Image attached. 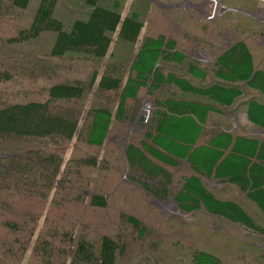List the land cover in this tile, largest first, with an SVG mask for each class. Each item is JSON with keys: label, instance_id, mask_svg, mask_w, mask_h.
Listing matches in <instances>:
<instances>
[{"label": "trees", "instance_id": "trees-1", "mask_svg": "<svg viewBox=\"0 0 264 264\" xmlns=\"http://www.w3.org/2000/svg\"><path fill=\"white\" fill-rule=\"evenodd\" d=\"M30 1L0 0V19L25 11ZM58 1L38 0L28 26L5 38V44H23L52 33L51 57L73 52L103 59L109 56L113 33L123 44L138 41L143 28L140 13L132 10L122 15L119 0L108 7L100 0H84L85 18H75L68 28L54 15ZM218 1L230 9L209 21L210 26L201 24L197 32L191 27V21L200 18L197 13L168 8V21L176 23L174 27L141 37L134 54L121 66L104 63L101 71L92 69L87 80L55 81L43 89L41 99L0 100V141L36 143L0 159L4 163L0 166V264H118L123 258L126 247L109 233L107 224L81 222V214L74 217L67 209L56 213L53 208L59 199L48 200V195L68 175L82 183L81 168L98 166L94 155L64 163V146L83 132L87 145L102 147L115 126L125 139L128 122L136 120L142 90L153 108L139 142L128 141L122 153L133 173L129 183L160 200L171 196L185 213L204 211L264 239V225L238 201L218 197L203 184L204 179H219L235 186L264 218V137L225 130L205 136L210 113L222 115L225 108L229 116L243 97L248 121L264 130V102L251 95L255 92L264 98V68L255 65L248 43L253 35L264 40V18L243 13L259 10L258 0ZM228 33L233 36L226 43ZM175 35L207 48L212 63L203 66L178 46ZM259 49L264 50V45ZM31 62L32 67L25 63L6 69H33ZM9 73L0 71V81L12 80ZM167 86L198 99L166 96L161 89ZM88 94L91 98L84 105ZM183 161L189 172L174 181L170 169L179 168ZM85 204L106 209L108 196L91 192ZM117 217L140 238L146 236L148 228L136 216L120 212ZM253 250L257 256L247 264H264V246ZM188 264L226 263L212 253L194 250Z\"/></svg>", "mask_w": 264, "mask_h": 264}, {"label": "rangeland", "instance_id": "rangeland-1", "mask_svg": "<svg viewBox=\"0 0 264 264\" xmlns=\"http://www.w3.org/2000/svg\"><path fill=\"white\" fill-rule=\"evenodd\" d=\"M165 4L181 3L180 9L194 11L200 18L192 20L191 27L194 32L202 25H209L205 20L207 7L196 9L190 3H204L208 0H156ZM260 9L255 11V19L264 17V0H258ZM38 0H31L29 7L22 12L12 14L6 19H0V71L8 70L12 80L0 81V100H37L43 96V89L58 80H71L79 78L87 80L92 69L101 71L105 64L114 67L121 66L123 61L129 59L138 47L141 37L155 35L159 31L168 32L176 23L168 21V8L159 7L151 0H119L121 14H129L136 10L140 13L143 28L138 41L134 44L118 42L116 34L111 35L112 43L109 56L103 59H93L90 56L78 53H68L63 58H55L49 55L54 34L45 33L37 39L23 44L8 45L3 41L14 35L20 28L28 26ZM113 0H100L103 6H110ZM87 7L84 0H59L54 15L64 22L68 28L75 18H85ZM192 13V12H191ZM187 18L190 14L185 12ZM192 16L195 18L194 14ZM173 25L172 27H170ZM181 26L177 30L181 31ZM232 34L226 35V43L232 39ZM178 46L185 52L196 57L203 66L212 63L213 55L203 46L191 45L185 42L180 35H175ZM185 38V37H184ZM189 37H187L188 39ZM186 39V38H185ZM249 47L254 55L255 65L264 68V50L259 45H264V40L253 35L248 39ZM27 54V55H23ZM33 61V69H6L9 66H27ZM105 63V64H104ZM254 98L264 102V98L251 93ZM91 95L85 98L88 105ZM153 102L140 92V105L138 106L136 120L128 122L127 137L122 138L120 129L113 127L108 139L102 147L89 146L84 142V133L80 132L77 138L67 143L61 150L63 161L73 164L80 158L90 155L97 157L96 168H81L84 177L82 183H77V178L68 175L63 180L60 188H53L49 192L48 200L55 197L59 204L53 209L56 213L60 209H67L74 217L81 214L80 221L94 225L99 222L108 226L111 235L119 238L125 245V253L118 264H188L189 255L194 250H203L218 256L226 264H247L256 257L253 250L255 246H264V239L239 225H232L223 219L210 216L204 211L185 213L173 206L165 205L167 200H173L171 196L165 199H157L150 196L139 185L130 184L132 172L129 171L123 160V150L127 142L138 143L145 129L146 121L152 113ZM241 111V110H240ZM237 112L234 122H238L241 113ZM240 121V120H239ZM249 129L243 131L249 133ZM251 132V131H250ZM264 137V134L262 135ZM35 142L24 140L0 141V159L10 154L22 153L34 148ZM2 161V160H1ZM65 165V164H64ZM0 166H4L2 162ZM66 167V166H65ZM173 173L174 181L185 172L183 168ZM85 179H89L85 183ZM58 182H61L58 178ZM57 183V182H56ZM91 192H99L108 196L109 204L106 209H92L85 203L87 195ZM222 198H234L233 193L226 191L219 194ZM159 200L162 205L156 203ZM238 202L245 208L255 221L264 225V218L243 196L238 197ZM164 205V206H163ZM171 205V204H170ZM132 214L140 219L148 228L145 237L140 238L131 227L118 221V214ZM42 219L40 218V221Z\"/></svg>", "mask_w": 264, "mask_h": 264}, {"label": "crops", "instance_id": "crops-1", "mask_svg": "<svg viewBox=\"0 0 264 264\" xmlns=\"http://www.w3.org/2000/svg\"><path fill=\"white\" fill-rule=\"evenodd\" d=\"M205 4H208V1L205 2ZM161 92L164 93L166 96H172L176 99H184V100H192V99H196V98L198 99V97H196L192 94L180 93L177 89H175L174 87H170V86H167V87L161 89ZM245 103H246V98H244V97L241 98L239 100V102L236 103L234 112H231V114L229 116L224 114L225 108L223 109L222 115L219 113H215V114L210 113L209 125L206 126L205 136H212L218 130L229 131L233 135L238 134V135H244V136H262L264 134V130H260V129L254 127L249 121L246 120L247 116L245 114ZM238 111H240L239 113H241V115L239 116L238 122H234V119H235L234 117ZM225 117H227V118H225ZM246 129H249L251 132L249 131V133H244L243 131H245ZM180 167L183 168L185 170V172H189V168L185 164V161L182 162V165ZM179 168L173 169L174 172L179 171ZM182 176H183V174H182ZM178 181H179V179L177 180V182ZM203 184L205 186H207V188L210 189L218 197H220L219 194L225 193L226 191L233 193L234 198H230V199L238 201L237 200L238 197H240V196L244 197V194L242 192H240L235 186L221 182V181H219V179H204ZM248 202L250 204H252L250 201H248ZM253 207H254V205H253Z\"/></svg>", "mask_w": 264, "mask_h": 264}, {"label": "water", "instance_id": "water-1", "mask_svg": "<svg viewBox=\"0 0 264 264\" xmlns=\"http://www.w3.org/2000/svg\"><path fill=\"white\" fill-rule=\"evenodd\" d=\"M153 3H155L157 6H159V7H165V8H174V7H180L181 6V3H171V4H165V3H162V2H158V1H156V0H151ZM205 4V2L204 3H190V6L192 7V8H194V9H196L197 7H201V6H203ZM216 4L218 5V7H219V13H221V12H223V11H226V10H228V9H230V8H228V7H224V6H222L221 4H220V2L219 1H217L216 2ZM244 14H246V15H248V16H251V17H255V13H250V12H243ZM264 18V17H263ZM141 116H140V114L137 116V118H140ZM247 121H248V119H246ZM155 202L156 203H159L160 205H162L161 204V202L159 201V200H155ZM169 204H173L174 205V207H175V209H179L178 208V205L174 202V200H170V199H168L167 200V202H166V204L165 205H169ZM164 206V205H163Z\"/></svg>", "mask_w": 264, "mask_h": 264}, {"label": "built area", "instance_id": "built-area-1", "mask_svg": "<svg viewBox=\"0 0 264 264\" xmlns=\"http://www.w3.org/2000/svg\"><path fill=\"white\" fill-rule=\"evenodd\" d=\"M218 0H208V4H204L203 6L207 7L205 10L204 18L208 21H212L215 19L220 13H219V7L216 4Z\"/></svg>", "mask_w": 264, "mask_h": 264}, {"label": "bare ground", "instance_id": "bare-ground-1", "mask_svg": "<svg viewBox=\"0 0 264 264\" xmlns=\"http://www.w3.org/2000/svg\"><path fill=\"white\" fill-rule=\"evenodd\" d=\"M169 206H173V207H174V205H173V204H171V205L169 204Z\"/></svg>", "mask_w": 264, "mask_h": 264}]
</instances>
